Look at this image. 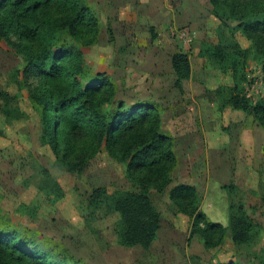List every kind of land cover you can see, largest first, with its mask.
Wrapping results in <instances>:
<instances>
[{"label": "rangeland", "instance_id": "374dc122", "mask_svg": "<svg viewBox=\"0 0 264 264\" xmlns=\"http://www.w3.org/2000/svg\"><path fill=\"white\" fill-rule=\"evenodd\" d=\"M98 20L95 42L83 47L92 74L115 84L114 101L159 105L161 133L172 136L176 164L163 191L148 196L160 214V228L148 248L117 242L119 218L109 200L91 205L94 188L140 191L103 146L84 171L70 173L40 139V115L25 82V60L0 42V218L23 248L64 247L86 264H264V130L246 111L228 102L232 82L229 30L212 13L209 0H86ZM235 39L247 53L240 88L256 102L264 97L260 55L241 33ZM206 44L224 58L203 56ZM187 53L189 79L177 82L172 57ZM255 84V89L249 88ZM254 104L253 100H249ZM115 106L108 109L113 110ZM50 176L62 196L43 187ZM179 184L196 191L197 209L226 228L222 242L206 247L192 233L194 219L171 199ZM225 186V188H224ZM227 187V188H226ZM195 203V201H194ZM256 223L250 244L235 245L228 207ZM195 212V210H189ZM197 212V211H196ZM202 228V225L199 226Z\"/></svg>", "mask_w": 264, "mask_h": 264}, {"label": "trees", "instance_id": "16d2710c", "mask_svg": "<svg viewBox=\"0 0 264 264\" xmlns=\"http://www.w3.org/2000/svg\"><path fill=\"white\" fill-rule=\"evenodd\" d=\"M209 2L213 15L230 32L228 59L233 83L228 102L251 114L264 130V97L252 104L240 88L247 53L235 39L241 33L251 42L260 55L264 76V0ZM97 33L98 20L86 0H0V42H8L25 60L23 76L25 82L33 80L30 94L40 115V141L70 173L83 172L103 146L124 163L141 190L109 193L105 187H97L89 200L94 206L104 199L110 201L119 216L115 224L119 245L148 248L160 228V214L148 193L163 191L170 181L176 164L174 139L161 133L158 104L115 102L114 82L104 73L88 71L81 49L92 45ZM202 53L205 57L225 56L219 46L210 44ZM171 65L177 82L189 79L187 53L174 54ZM110 106L115 107L109 110ZM262 151L264 157V145ZM45 186L62 196L50 176L44 180ZM196 194L192 186L179 184L171 190V199L193 217L191 232L199 233L206 247H215L222 242L226 228L197 209ZM241 210V206L236 210L228 207L227 229L235 245L250 244L255 236L256 223ZM3 222L0 218V264H86L56 244L50 250H25L24 242ZM219 264L239 263L230 260Z\"/></svg>", "mask_w": 264, "mask_h": 264}, {"label": "built area", "instance_id": "2783aa9c", "mask_svg": "<svg viewBox=\"0 0 264 264\" xmlns=\"http://www.w3.org/2000/svg\"><path fill=\"white\" fill-rule=\"evenodd\" d=\"M249 88H251V89H255V84H251L250 86H249ZM251 90L250 89H248L247 88V91L244 93V96L246 97V99H248V100H253V102L255 103L256 102V100L253 98V96H252V94H251Z\"/></svg>", "mask_w": 264, "mask_h": 264}]
</instances>
